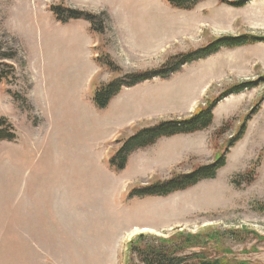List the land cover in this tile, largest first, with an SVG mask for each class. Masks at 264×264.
<instances>
[{"label": "rangeland", "instance_id": "1", "mask_svg": "<svg viewBox=\"0 0 264 264\" xmlns=\"http://www.w3.org/2000/svg\"><path fill=\"white\" fill-rule=\"evenodd\" d=\"M231 1L181 9L166 0H0V69L13 67L0 83V115L16 133L0 142V264H124L136 235L176 231L213 233L207 247L231 264H264V42L221 47L124 86L105 108L92 100L120 72L159 69L218 37L264 36V0ZM53 5L98 16L102 31L85 19L60 22ZM102 55L121 71L100 65ZM245 82L255 84L230 92ZM214 101L207 128L159 137L123 169L109 165L137 129ZM219 155L214 178L165 196L133 193Z\"/></svg>", "mask_w": 264, "mask_h": 264}, {"label": "trees", "instance_id": "2", "mask_svg": "<svg viewBox=\"0 0 264 264\" xmlns=\"http://www.w3.org/2000/svg\"><path fill=\"white\" fill-rule=\"evenodd\" d=\"M166 1L174 7L189 9L199 0ZM229 3L238 7L243 6L245 2L242 0H233ZM51 11L60 22H66L70 19H85L91 23L95 31H102L101 22L95 20L98 16L91 13L74 10L62 5L51 6ZM259 42H264V36L251 35L250 33L215 38L202 48L169 57L159 69L145 72H120L108 82L97 85L93 90L92 100L98 108H105L111 98L124 86H133L154 76L164 78L169 73L177 70L180 65L191 60L203 58L221 47L233 48ZM2 56L5 58L7 55L2 53ZM100 56L97 57L100 65L107 67L112 72L121 71V69L116 66L111 59L107 58L106 55H102V59ZM7 66H9V69H7L8 71H4L3 68L0 69V83L8 79L9 74L13 72V67L11 65ZM254 84V82H245L229 90L231 93L238 92ZM13 95L17 97L16 94ZM214 105L215 101L209 105L200 107L195 113L183 119L162 120L153 126L137 129L132 135H129L122 141L115 154L109 160V165L116 169H123L128 156L132 152L138 148L153 144L159 137L192 133L207 128L212 122V109ZM240 131L243 133V129ZM15 138L16 133L12 123L6 117L0 115V142L12 141ZM224 163L225 159L223 155H219L211 164L198 166L188 173L174 174L167 180L154 181L143 188L139 187L133 189V193L138 196H165L175 191L184 190L203 179L214 178L217 170L221 168ZM247 174H249V182L252 180L250 176H252L253 170L248 171ZM239 177L235 179L237 180L235 181L236 183L243 180L242 175H239ZM223 236V232H218L214 234V239L219 241ZM208 238H213V233H209L208 237H205L203 240H201L199 234H187L182 231H176L168 237L140 233L127 243L124 264H231V262L223 260V258L217 254V247L214 250L207 247L208 242H206V240ZM231 239L240 240L237 231L231 236ZM243 264L245 263L243 262Z\"/></svg>", "mask_w": 264, "mask_h": 264}, {"label": "crops", "instance_id": "3", "mask_svg": "<svg viewBox=\"0 0 264 264\" xmlns=\"http://www.w3.org/2000/svg\"><path fill=\"white\" fill-rule=\"evenodd\" d=\"M28 233V232H27Z\"/></svg>", "mask_w": 264, "mask_h": 264}]
</instances>
